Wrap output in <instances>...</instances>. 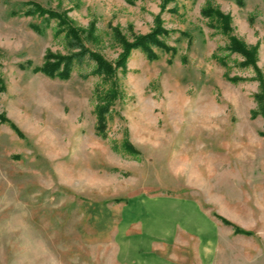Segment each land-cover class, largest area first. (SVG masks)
<instances>
[{
    "label": "rangeland",
    "instance_id": "374dc122",
    "mask_svg": "<svg viewBox=\"0 0 264 264\" xmlns=\"http://www.w3.org/2000/svg\"><path fill=\"white\" fill-rule=\"evenodd\" d=\"M69 25L112 75L41 70ZM158 29L169 51L125 59ZM263 83L264 0H0V264H118L123 208L153 197L197 201L225 264L264 263Z\"/></svg>",
    "mask_w": 264,
    "mask_h": 264
},
{
    "label": "crops",
    "instance_id": "0c3cea01",
    "mask_svg": "<svg viewBox=\"0 0 264 264\" xmlns=\"http://www.w3.org/2000/svg\"><path fill=\"white\" fill-rule=\"evenodd\" d=\"M118 226V264H225L220 226L195 200L129 201Z\"/></svg>",
    "mask_w": 264,
    "mask_h": 264
},
{
    "label": "trees",
    "instance_id": "16d2710c",
    "mask_svg": "<svg viewBox=\"0 0 264 264\" xmlns=\"http://www.w3.org/2000/svg\"><path fill=\"white\" fill-rule=\"evenodd\" d=\"M37 11V7L34 10H29L28 12ZM52 16H58L56 12L50 13ZM205 14L207 16H215L216 18H220L222 21L224 20L223 16L219 12L207 11L205 10ZM225 17V16H224ZM226 18V17H225ZM69 29L70 36V50L72 52L67 56H62L61 58L56 59L55 61L50 62L47 60L45 64L41 67V70L47 74L57 75L60 77H68L70 73L73 71L76 63H80L85 59L95 60L98 68L96 71L104 73L107 75H112L115 72V67L111 65V63L107 62L102 56L96 51L87 46V44L83 41V36L81 35L80 30L76 29L74 26H67ZM224 29L228 30L227 25L225 24ZM165 34V30H155L152 33L142 37L137 42L129 45L125 53V59L128 58L130 54V50L133 48H140L146 52L147 56L150 58H154L155 52L153 51V46L163 49L164 51H169L172 47L168 46L167 43L161 38ZM232 50H236L246 56L249 62H254L253 55L250 50H247L244 44L235 38L231 37V46ZM48 58H50L48 56ZM122 60V59H121ZM120 62V61H119ZM124 62V60H122ZM224 63V61H222ZM250 64V63H249ZM264 84V83H263ZM259 112L264 115V100L261 101ZM103 112L98 111V118L103 120Z\"/></svg>",
    "mask_w": 264,
    "mask_h": 264
}]
</instances>
